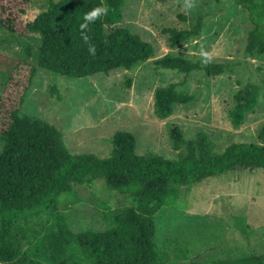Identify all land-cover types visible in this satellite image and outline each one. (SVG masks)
<instances>
[{"label": "trees", "instance_id": "1", "mask_svg": "<svg viewBox=\"0 0 264 264\" xmlns=\"http://www.w3.org/2000/svg\"><path fill=\"white\" fill-rule=\"evenodd\" d=\"M231 1L247 11L253 25L247 33L245 53L263 55L264 0ZM123 4L124 0H47L46 7L26 24L40 41L36 52L24 51L35 61L0 53V264H170L159 255L154 241L159 209L174 207L181 187L238 170L264 169V127L258 131L257 141L232 142L221 151L200 130L181 151L183 134L172 124L168 135L177 153L171 159L160 153L137 154L134 136L117 130L108 140L110 154L100 158L69 152L55 125L19 113L39 69L80 78L115 68L128 70L153 56L152 45L138 34L119 27L105 30L121 20ZM98 6L106 7V14L81 29L84 14ZM10 15L0 3V27L13 32ZM202 25V16L196 15L188 28L162 29L168 34V47L198 37ZM152 63L185 75L198 70L208 75L232 71L229 63L202 64L170 51ZM177 86L170 82L154 90L157 117L165 118L174 105L194 100L193 93H184ZM49 92L58 94L54 85ZM259 95L264 99V77L261 85L247 83L236 90L228 111L233 126L243 122ZM94 181H100L112 198V203L97 204L103 227L74 230L75 206L96 200L95 194L83 195L81 190L88 191ZM175 264H264V252Z\"/></svg>", "mask_w": 264, "mask_h": 264}, {"label": "rangeland", "instance_id": "2", "mask_svg": "<svg viewBox=\"0 0 264 264\" xmlns=\"http://www.w3.org/2000/svg\"><path fill=\"white\" fill-rule=\"evenodd\" d=\"M46 2L0 0L14 19L13 32L0 27L1 54L35 61L24 51L30 48L36 52L40 41L26 24L46 7ZM121 14V20L105 30L119 27L138 34L152 45L150 59L128 70L115 68L80 78L39 69L19 113L55 125L69 152L100 158L110 154L108 140L117 130L134 136L137 154L152 152L175 158L177 151L172 149L168 135L172 124L182 131L181 151L200 130L208 134L219 151L232 142L257 141V133L264 127L262 95L239 126L232 125L228 114L236 90L247 83L261 85L264 77V54L248 56L244 51L247 33L253 27L245 9L231 0H124ZM178 14L184 18H178ZM196 15L203 18L200 35L169 48L168 34L162 29L188 28ZM167 51L202 64L229 63L232 71L208 75L198 70L185 75L156 68L152 60ZM202 52L211 59L203 57ZM170 82H176L178 90L193 93L195 98L174 105L169 116L159 118L153 112V93ZM52 85L58 94L49 92ZM2 89L0 75V93ZM81 190L83 195L92 192L96 200L75 206L73 229L102 228L97 204L112 203L111 195L100 181H94L88 191ZM155 231L159 255L170 264L264 252V169L238 170L196 186L181 187L176 205L162 206L155 214Z\"/></svg>", "mask_w": 264, "mask_h": 264}, {"label": "clouds", "instance_id": "3", "mask_svg": "<svg viewBox=\"0 0 264 264\" xmlns=\"http://www.w3.org/2000/svg\"><path fill=\"white\" fill-rule=\"evenodd\" d=\"M186 7H192L191 4H186ZM107 9L106 7L98 6L90 11L86 12L83 16V23L80 24L81 29H85L88 27V25L92 22H94L97 18L101 17L102 15L106 14ZM85 40H87V37H85ZM90 51H94L93 48H90ZM201 55L205 57L206 59H211L210 55L207 52H202Z\"/></svg>", "mask_w": 264, "mask_h": 264}]
</instances>
